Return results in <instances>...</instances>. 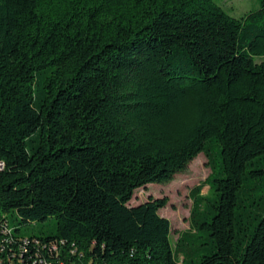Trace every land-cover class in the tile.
<instances>
[{"label": "trees", "instance_id": "16d2710c", "mask_svg": "<svg viewBox=\"0 0 264 264\" xmlns=\"http://www.w3.org/2000/svg\"><path fill=\"white\" fill-rule=\"evenodd\" d=\"M0 264H264V0H0Z\"/></svg>", "mask_w": 264, "mask_h": 264}, {"label": "rangeland", "instance_id": "374dc122", "mask_svg": "<svg viewBox=\"0 0 264 264\" xmlns=\"http://www.w3.org/2000/svg\"><path fill=\"white\" fill-rule=\"evenodd\" d=\"M263 0H215L229 15L240 19L247 13L260 8ZM211 174L207 158L202 154L191 163L185 173L175 176L169 184H151L136 191L131 207L143 204L150 199L167 200V205L160 215L167 218L172 225L173 243L180 233L190 230V213L193 207L192 191L206 182ZM205 185V184H204ZM208 186H203L202 195L208 193Z\"/></svg>", "mask_w": 264, "mask_h": 264}]
</instances>
